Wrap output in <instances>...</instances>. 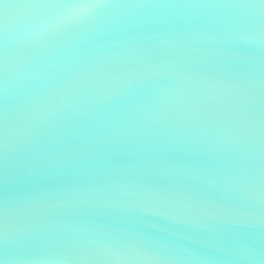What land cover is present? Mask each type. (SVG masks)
<instances>
[{"label":"water","instance_id":"95a60500","mask_svg":"<svg viewBox=\"0 0 264 264\" xmlns=\"http://www.w3.org/2000/svg\"><path fill=\"white\" fill-rule=\"evenodd\" d=\"M136 2L6 10L7 264H264V10Z\"/></svg>","mask_w":264,"mask_h":264},{"label":"snow or ice","instance_id":"6c2138e0","mask_svg":"<svg viewBox=\"0 0 264 264\" xmlns=\"http://www.w3.org/2000/svg\"><path fill=\"white\" fill-rule=\"evenodd\" d=\"M0 5L5 10L2 14L3 19L0 20V27L7 28V9L9 7L16 8H54L57 14L51 17L48 23L57 30L72 27L81 24L91 17L99 14L103 9L119 6L115 0H29L27 3H6L0 0ZM134 7L145 6L144 0H137ZM213 6L219 7H244L259 8L264 10V0H231L229 3H218ZM7 153V137L6 133L0 136V157H6ZM8 240L6 213L0 216V247L6 245ZM0 264H7L4 256H0Z\"/></svg>","mask_w":264,"mask_h":264}]
</instances>
